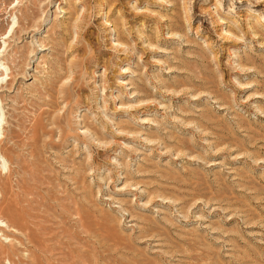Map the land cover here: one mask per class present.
Listing matches in <instances>:
<instances>
[{
  "label": "rangeland",
  "instance_id": "374dc122",
  "mask_svg": "<svg viewBox=\"0 0 264 264\" xmlns=\"http://www.w3.org/2000/svg\"><path fill=\"white\" fill-rule=\"evenodd\" d=\"M0 86V264H264V0H0Z\"/></svg>",
  "mask_w": 264,
  "mask_h": 264
},
{
  "label": "bare ground",
  "instance_id": "6f19581e",
  "mask_svg": "<svg viewBox=\"0 0 264 264\" xmlns=\"http://www.w3.org/2000/svg\"><path fill=\"white\" fill-rule=\"evenodd\" d=\"M222 21H223V20H222ZM13 78H15V77H13ZM13 80H14V79H13ZM11 82H12V81H10V82H9V81H6L7 85L10 84ZM1 86H3V85H1ZM1 86H0V87H1ZM0 127H1V125H0ZM1 225H2V224H1ZM6 227H7V226H6ZM0 236L2 237V236H4V234H1V232H0ZM4 239H7V238L4 236V238L1 239V240H4Z\"/></svg>",
  "mask_w": 264,
  "mask_h": 264
}]
</instances>
